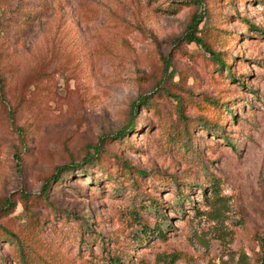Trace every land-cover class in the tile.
Here are the masks:
<instances>
[{
    "label": "rangeland",
    "instance_id": "obj_1",
    "mask_svg": "<svg viewBox=\"0 0 264 264\" xmlns=\"http://www.w3.org/2000/svg\"><path fill=\"white\" fill-rule=\"evenodd\" d=\"M229 1L0 0V264H264V0ZM203 9L234 78L176 42Z\"/></svg>",
    "mask_w": 264,
    "mask_h": 264
},
{
    "label": "trees",
    "instance_id": "obj_2",
    "mask_svg": "<svg viewBox=\"0 0 264 264\" xmlns=\"http://www.w3.org/2000/svg\"><path fill=\"white\" fill-rule=\"evenodd\" d=\"M201 0H199L198 2V6L200 7L201 5L203 6V3H201ZM229 3L232 5L234 4L233 0H230ZM205 10V11H204ZM206 13V9H203V13L198 15L196 13H193L190 17V20L186 26V29L184 31V33L182 34V36L177 39L176 42H179L180 40H184V42L188 45L190 44H194L195 46L203 49V51L209 55V57L213 60V66H214V70H216V72L223 74L226 73V76H229L231 78H234L232 70H231V65H228L224 62V60L220 57V54L215 52L213 50V48L211 47V45L206 41V39H204L199 33L200 29L199 25L203 22V18H198V16H202ZM251 28V27H250ZM243 85V84H242ZM175 100H176V96H174ZM147 101L146 99H139L137 102L133 103L132 107H131V113L134 115L133 119L120 131L116 134V138L119 140H123L127 138V133L131 132L134 130V124H135V116H136V110L138 108L139 105H146ZM177 105L179 106V109H181V104L180 101H177ZM232 105H224V111L225 112H230L232 114V111L230 110ZM182 111V110H180ZM179 115L182 116L181 112H179ZM234 116V115H232ZM218 126V124L216 125ZM212 128V126H210V129ZM209 129V130H210ZM181 137L179 138V141L183 142V146H185V148L187 149L189 147V145L191 144V132L190 130L185 127L183 129V132L180 133ZM91 149V148H90ZM101 153V149L100 146H98L97 148H93V154L90 155L89 153H87V155H85V157L83 158V160L80 163H77L76 165H63L60 167L56 168V172L55 174H53L49 179L48 182H61V177L60 174L61 173H71L73 172L74 168H79V166L81 165H85V168L90 169L91 166H93V164L95 163V159L98 158L99 154ZM89 154V155H88ZM77 171V170H76ZM137 172V171H136ZM136 175H138V177L142 178L144 176V173L142 172H137ZM110 176V175H109ZM58 184V183H57ZM47 184H45V186H43L42 188V194L43 195H47L46 193L48 192V189L46 187ZM181 195V199H186V195L185 194H180ZM157 206V204H155ZM155 206V207H156ZM139 218V217H138ZM164 220L165 217L163 218ZM141 231L143 234H145V236H148V234L150 235H154L157 238L158 237H165V233L161 228L160 224H155L153 228H149L146 225H142L141 227ZM0 234L2 235H6L8 236V240H11V242H15L16 240H19L18 234L17 233H13L10 230H8L7 228L0 226ZM18 244H20L19 242H17ZM17 245V244H16ZM58 256V255H57ZM60 256V255H59ZM23 263L22 264H28V262H26V258L22 260ZM50 264H63V260H61L60 258L57 259V261H51ZM106 264H121L117 259L114 260H109V262H107Z\"/></svg>",
    "mask_w": 264,
    "mask_h": 264
}]
</instances>
